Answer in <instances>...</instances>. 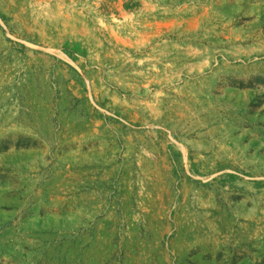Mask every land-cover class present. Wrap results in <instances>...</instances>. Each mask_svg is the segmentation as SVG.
Segmentation results:
<instances>
[{
	"label": "rangeland",
	"instance_id": "1",
	"mask_svg": "<svg viewBox=\"0 0 264 264\" xmlns=\"http://www.w3.org/2000/svg\"><path fill=\"white\" fill-rule=\"evenodd\" d=\"M0 264H264V0H0Z\"/></svg>",
	"mask_w": 264,
	"mask_h": 264
}]
</instances>
